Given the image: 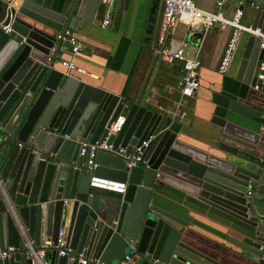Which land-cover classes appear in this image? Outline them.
Segmentation results:
<instances>
[{
    "label": "water",
    "instance_id": "obj_1",
    "mask_svg": "<svg viewBox=\"0 0 264 264\" xmlns=\"http://www.w3.org/2000/svg\"><path fill=\"white\" fill-rule=\"evenodd\" d=\"M151 1L145 43L158 5ZM250 1L259 5L250 26L264 31V0ZM96 4L20 0L12 8V35L0 29V248L17 249L0 264H40L19 252L24 242L44 247L41 264H82L56 254L59 231L73 252L103 264H118L130 246L135 251L125 264H226L188 246L195 213L217 222V235L238 254L264 264L261 111L231 98L211 119L214 143L204 149L187 143L182 121L143 91L130 100L60 70L54 54L47 61L55 33L90 23ZM235 53V77L263 91L264 78L256 80L264 59L258 38L248 34ZM119 116L118 131L105 140L112 150H97L91 169L81 166V142L103 140ZM148 138L144 164L127 167L125 157ZM90 177L124 182L125 190L100 195L88 186ZM167 201L187 209L189 218Z\"/></svg>",
    "mask_w": 264,
    "mask_h": 264
},
{
    "label": "crops",
    "instance_id": "obj_2",
    "mask_svg": "<svg viewBox=\"0 0 264 264\" xmlns=\"http://www.w3.org/2000/svg\"><path fill=\"white\" fill-rule=\"evenodd\" d=\"M241 1L240 23L250 25L255 8L250 0ZM12 3L13 6H18L20 0H13ZM151 3V0H116L110 23L107 27L101 28L98 25L101 5L97 0L94 19L90 23L83 22L77 28L71 27L73 33L79 38L82 49L74 56H69L67 52L58 53L55 58L58 62L56 66L69 74L79 76L93 86L123 95L130 100L143 91V95L146 93L153 97L158 108H166L172 112L179 94L180 61L165 62L154 57L152 51L155 35L149 38V43L142 41L145 38L146 16ZM194 3L203 10L215 11L214 0H195ZM233 8L234 0H229L221 16L229 19ZM159 11L158 2L157 21ZM180 25V36L175 38L170 32L168 37L174 41L181 56L185 58L193 54L200 37L197 32L186 31L185 26ZM227 29L229 30V27ZM227 29H220L214 25L206 32L199 50V87L192 96L182 99V105L179 108L182 115L175 117L176 120L182 121L185 128L186 136H183V139L187 143L204 149L214 143V131L217 126L211 119L218 116L221 108L231 98L243 100L264 114V90L254 89L235 77L238 61L235 52L242 49L249 33L241 32L227 70L222 74L216 70L228 37ZM191 48L192 53L188 55ZM68 59L72 60L73 69L66 70L60 64L61 60ZM253 125L255 128L256 125ZM3 138L4 136L0 133V142ZM94 191L107 197L118 195L103 189L94 188ZM167 202L179 209L181 215L189 218L185 213L187 209L183 206ZM193 215L196 216L194 225L185 233L188 236V246L195 252L206 257H215L226 264H259L256 257L244 253L238 254V249L221 239L216 233L221 228L217 222L198 216L196 213Z\"/></svg>",
    "mask_w": 264,
    "mask_h": 264
},
{
    "label": "built area",
    "instance_id": "obj_3",
    "mask_svg": "<svg viewBox=\"0 0 264 264\" xmlns=\"http://www.w3.org/2000/svg\"><path fill=\"white\" fill-rule=\"evenodd\" d=\"M13 0H2V9L0 12V29L4 33H11L10 22L13 19ZM116 0H99L101 5V16L98 19V25L101 28H105L110 23L112 9ZM229 0H214L215 11H207L198 8L195 5V0H158L160 11L157 21V30L155 35V45L153 47V55L165 62L180 61V76H179V94L178 99L175 102V109L171 114L173 117L181 116L179 111L182 105V99L192 96L199 87L198 69L200 67L199 50L201 42L206 32L214 25H217L220 29L228 28V37L225 41L222 49V54L217 65V72L224 73L232 59L233 53L237 47V42L242 31L254 35L259 40V48L264 53V31H260L258 27L251 28L250 25H243L240 23L242 15L241 0H234V8L229 19H225L221 16L222 10ZM254 8L259 7L257 3L251 1ZM182 24L185 26L186 31L191 30L199 34L198 44L195 46L194 52L191 56L183 58L176 47V44L172 39L168 37L169 30L176 24ZM55 42L49 49L48 56L46 58L49 61L52 54L67 52L69 56H74L82 49L79 38L73 33L71 27H64L55 33ZM60 64L63 65L66 70L73 69V63L71 59L61 60ZM259 72L256 75V80L261 81L264 78V59L259 62ZM252 88L259 89L258 83H254ZM264 118V114H261ZM123 121V117L119 116L115 123L106 129L103 140L100 142H81L77 156L81 158L80 165L91 169L94 166L93 158L95 152L99 149L111 151V145L106 144L105 140L108 135L118 131L120 124ZM149 138L142 140L141 143L133 148V151L127 155L126 165L127 167H134L139 164H144L142 161V148L147 144ZM115 153L122 155L123 148L117 147L113 150ZM88 186L103 189L115 193H123L125 190V183L117 180H111L100 177H90ZM250 190H247L245 195L248 196ZM62 233L59 231L54 248L57 250L56 254L59 256L65 255L68 260H74L84 264H103L97 259H87L83 251L75 253L67 245L64 238L61 237ZM17 249L12 245H7L0 248V259L8 257L11 253ZM25 257L32 258V261H37L41 264L40 260L44 257V247L32 248L28 242L24 243V246L18 249ZM135 251L134 247L130 246L127 253L118 262V264H125L131 260L130 254ZM135 256H137L135 254ZM264 260V254L261 256ZM149 264H157V260L153 259Z\"/></svg>",
    "mask_w": 264,
    "mask_h": 264
},
{
    "label": "rangeland",
    "instance_id": "obj_4",
    "mask_svg": "<svg viewBox=\"0 0 264 264\" xmlns=\"http://www.w3.org/2000/svg\"><path fill=\"white\" fill-rule=\"evenodd\" d=\"M183 26V25H182ZM171 32V34H172V36L173 37H175V38H178L179 36H180V34H181V25L180 24H176L172 29H170L169 30V33ZM152 36H154V35H152ZM151 36V37H152ZM194 49V48H193ZM185 49H183V51H184ZM192 51V48L191 49H189V53H188V55L190 54V53H192L191 52ZM192 54H190L189 56H191Z\"/></svg>",
    "mask_w": 264,
    "mask_h": 264
},
{
    "label": "flooded vegetation",
    "instance_id": "obj_5",
    "mask_svg": "<svg viewBox=\"0 0 264 264\" xmlns=\"http://www.w3.org/2000/svg\"><path fill=\"white\" fill-rule=\"evenodd\" d=\"M156 12H155V15H154V21L152 22V26L150 28L151 32L149 34V38L152 36V35H156V30H157V19H156Z\"/></svg>",
    "mask_w": 264,
    "mask_h": 264
},
{
    "label": "trees",
    "instance_id": "obj_6",
    "mask_svg": "<svg viewBox=\"0 0 264 264\" xmlns=\"http://www.w3.org/2000/svg\"><path fill=\"white\" fill-rule=\"evenodd\" d=\"M180 67V66H179Z\"/></svg>",
    "mask_w": 264,
    "mask_h": 264
}]
</instances>
